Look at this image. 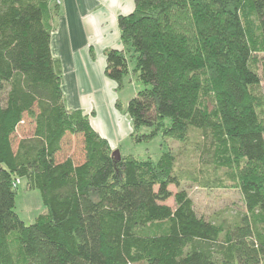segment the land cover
Instances as JSON below:
<instances>
[{
	"label": "trees",
	"instance_id": "trees-1",
	"mask_svg": "<svg viewBox=\"0 0 264 264\" xmlns=\"http://www.w3.org/2000/svg\"><path fill=\"white\" fill-rule=\"evenodd\" d=\"M49 3L0 0V264H264V110L255 94L264 0H133L118 16L122 49L104 51V74L117 91L130 76L142 86L125 111L134 143L177 144L156 161L115 160L88 115L66 109ZM24 122L31 133L13 147ZM66 136L81 138L78 163L56 159ZM223 169L244 207L230 221L198 216L185 190H170L183 179L218 187ZM16 179L39 191L44 208L28 225L14 211Z\"/></svg>",
	"mask_w": 264,
	"mask_h": 264
},
{
	"label": "crops",
	"instance_id": "crops-1",
	"mask_svg": "<svg viewBox=\"0 0 264 264\" xmlns=\"http://www.w3.org/2000/svg\"><path fill=\"white\" fill-rule=\"evenodd\" d=\"M49 4L57 5L49 47L63 74L65 107L92 112L91 127L111 148H118L131 132V123L114 107L120 92L104 75V51L122 49L117 18L133 10V0H50Z\"/></svg>",
	"mask_w": 264,
	"mask_h": 264
},
{
	"label": "rangeland",
	"instance_id": "rangeland-1",
	"mask_svg": "<svg viewBox=\"0 0 264 264\" xmlns=\"http://www.w3.org/2000/svg\"><path fill=\"white\" fill-rule=\"evenodd\" d=\"M131 54V51L127 53L128 65L130 69L134 66V58L130 56ZM62 82L63 74L61 72L60 83L62 84ZM141 88L142 86L137 82H134L131 79V76L123 80V86L120 90H116V85L114 87L115 92H120V100L115 101L114 107L119 113L125 115L127 119H129V117L125 112L126 100H129L132 96H134L136 90ZM255 94L259 97V102L263 104L262 110H264L263 83H260L259 87L255 89ZM117 102L118 106H116ZM259 113H261V110ZM90 114H92V112ZM90 114L87 113L89 119L91 117ZM31 129L32 126L28 122L21 124L12 138L13 147L20 137L29 136ZM129 135L118 148L110 147L111 150H118L120 155L130 154L137 158H150L151 160L156 161L161 152L165 150V147L175 151L177 146L175 142L165 141L164 148L162 149L160 144L163 140L160 136H157L147 142L134 143L130 139ZM66 157H71L76 163L82 160V142L79 136H66L63 139L61 150L57 154L56 159L60 161ZM181 159L182 160L179 161V164L183 167H185V163L187 166H190V164L194 162L191 157ZM216 177L219 179L218 183L220 186L218 187L202 188L190 180L183 179L178 186H170V190L172 193L181 189L185 190L189 198L192 200L193 208L198 216H201L204 219L225 218L230 221L237 213L244 211L242 198L239 191L235 187L234 181L232 180V171L224 169L220 170L216 174ZM166 203L173 205L171 198L168 199ZM14 211L26 225L32 223L34 218H36L39 214L44 213L39 191L26 188L24 179L20 180L16 188Z\"/></svg>",
	"mask_w": 264,
	"mask_h": 264
},
{
	"label": "water",
	"instance_id": "water-1",
	"mask_svg": "<svg viewBox=\"0 0 264 264\" xmlns=\"http://www.w3.org/2000/svg\"><path fill=\"white\" fill-rule=\"evenodd\" d=\"M112 156L115 158V160H119L120 159L119 151L118 150L112 151Z\"/></svg>",
	"mask_w": 264,
	"mask_h": 264
},
{
	"label": "built area",
	"instance_id": "built-area-1",
	"mask_svg": "<svg viewBox=\"0 0 264 264\" xmlns=\"http://www.w3.org/2000/svg\"><path fill=\"white\" fill-rule=\"evenodd\" d=\"M19 183V180L18 179H16L15 180V185H17Z\"/></svg>",
	"mask_w": 264,
	"mask_h": 264
}]
</instances>
